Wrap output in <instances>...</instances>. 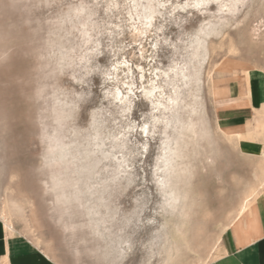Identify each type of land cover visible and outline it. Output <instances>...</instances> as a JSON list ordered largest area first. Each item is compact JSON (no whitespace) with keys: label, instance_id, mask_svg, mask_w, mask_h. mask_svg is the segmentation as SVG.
<instances>
[{"label":"rangeland","instance_id":"374dc122","mask_svg":"<svg viewBox=\"0 0 264 264\" xmlns=\"http://www.w3.org/2000/svg\"><path fill=\"white\" fill-rule=\"evenodd\" d=\"M8 2L0 0V217L11 215L17 234L60 264H166L175 241L182 251L170 264L212 260L218 238L264 177V129L241 141L229 137L256 124L264 104L245 103L247 72L264 74V0H245L242 14L227 16L218 7L185 15L177 7L185 0H15L6 8ZM38 3L52 7L38 14L30 7ZM151 10L149 27L142 14ZM189 16L196 24L185 27ZM33 20L46 30L38 34ZM252 25L259 35L251 37ZM136 26L147 33L137 35ZM97 69L111 77L104 88ZM173 78L178 98L162 99L170 109L156 117L168 121L176 154L161 177L174 210L161 211L163 195L138 205L134 188L140 160L151 162L162 129L157 125L148 158L135 155L143 140L126 132L121 138L127 121L113 92L134 81L135 122L155 103L139 89L155 81L172 94ZM81 93L91 94L95 113L87 135L82 121L66 119Z\"/></svg>","mask_w":264,"mask_h":264},{"label":"snow or ice","instance_id":"6c2138e0","mask_svg":"<svg viewBox=\"0 0 264 264\" xmlns=\"http://www.w3.org/2000/svg\"><path fill=\"white\" fill-rule=\"evenodd\" d=\"M15 0H9L8 3L5 4L6 8L10 7H16ZM30 7L37 10V13L39 14L41 11H45L52 7L51 4H44V3H38V4H32ZM163 7V6H162ZM169 7H171V4H169ZM180 11L187 15L189 11H195L197 14H199V11L201 9H208L210 7H219V0H200L198 3H188L187 0L181 5L177 6ZM247 5L243 4L241 0H237V3L233 5L231 9H228V11H231L233 14L241 13L242 8H246ZM176 9H173L175 12ZM242 14V13H241ZM37 30V33H41L45 31V23H42L41 20H33L32 22ZM48 25L51 24L50 21L46 22ZM184 23L185 27H191L195 26L196 21L194 17H187L186 21L182 22ZM151 25L149 24V27ZM91 43V42H90ZM167 43V42H166ZM154 46V45H153ZM99 47L98 45L96 46ZM138 47H141L138 45ZM171 47L175 48V45H171ZM97 55H99V52H96ZM141 57H143L144 53H139ZM88 63H91V61H88ZM122 67L126 70L124 75L130 76L131 75V65L127 62L125 59L124 63L122 64ZM115 70V68H113ZM98 72H102V83L101 88H104V81H109L111 79L110 76L107 75L106 71L97 69ZM137 71L141 73L139 77V83L143 85L145 83V73L144 68L138 67ZM158 78V76H157ZM124 91L128 93V98L124 97V93L121 92L119 89L116 90L115 93V101L116 103L120 104L121 107L124 109L122 112V115L124 116L125 120L127 121V127L125 128L124 132L121 133V138L126 139L127 137L124 135L126 132L127 135L131 136L133 134H138L142 140L143 143L138 145V153H134L135 155H138L139 157L148 158L149 156V145L150 141H155L157 139L158 133H157V125L161 127V131L159 132L160 136V148L154 150L153 156L151 157V162L147 165L144 164L143 159L140 160L139 168H140V175L135 177L136 184L139 186L138 188H134L135 193L137 194V200L136 203L139 205L144 200L150 199L152 196L160 197L163 195L164 190H166V185L163 179L161 177L164 174V164H168L169 166L173 162L170 159V156L174 159L175 153H170L169 150V144L167 140L168 131H169V123L167 120H159L156 119V116L160 113V111L163 109V105H158L155 103H152L150 105L151 110L147 113H141L139 117L133 121V118L131 117V113L136 111V107L133 103L137 99L136 93L133 92V88L136 87V85L133 83L131 86L128 83H125L123 85ZM139 92L142 94V97L146 100H152L155 99L152 92H144V89L141 87L139 89ZM73 95H76L73 93ZM102 95L104 96V99H109L107 91H103ZM76 100L78 102V105L74 104L71 106V112L66 116V119L70 121H82L84 124V130L83 134L87 135L88 131L94 127L95 124V113L90 112L89 109L92 107L91 102V94L90 93H81L78 96H76ZM171 103H175V101H172ZM162 154H157L161 152ZM51 152V150H50ZM50 152L49 154H46L45 161L50 160ZM163 162V163H162ZM123 167L127 168V164L123 163ZM147 167L148 171L145 172L144 168ZM131 171V169H128ZM120 191H123L121 189ZM164 205L161 208V211H164L165 209H172L174 210V203L173 201H170L166 195H163ZM146 207V204L144 205ZM139 209L135 213H133V216L139 215ZM133 221L131 219L127 220L125 222V226L132 225ZM146 223L148 224H154L155 220H147ZM137 227H139V222L136 224ZM127 248L131 249L132 245L131 242L126 246Z\"/></svg>","mask_w":264,"mask_h":264},{"label":"crops","instance_id":"0c3cea01","mask_svg":"<svg viewBox=\"0 0 264 264\" xmlns=\"http://www.w3.org/2000/svg\"><path fill=\"white\" fill-rule=\"evenodd\" d=\"M245 93V97L249 99L245 100L248 106L262 103L264 74L248 71L245 77ZM257 196L235 217L231 226L221 236V241L214 251L215 257L206 264H264V187ZM0 264L60 263L27 238L17 233L12 234L0 217Z\"/></svg>","mask_w":264,"mask_h":264},{"label":"bare ground","instance_id":"6f19581e","mask_svg":"<svg viewBox=\"0 0 264 264\" xmlns=\"http://www.w3.org/2000/svg\"><path fill=\"white\" fill-rule=\"evenodd\" d=\"M244 1L245 0H241V2L244 4ZM196 3L200 2V0H196L195 1ZM237 3V0H219V7H218V11L223 14V15H229V14H233L231 11H228V9H231L233 7V5H235ZM180 5V4H179ZM175 9V8H174ZM211 7L208 8L207 10L210 11ZM154 12L155 10H151L149 12H146V13H143V17L145 18V23L146 25L149 23H151V19H153L152 17H154ZM233 15H236V14H233ZM141 17V16H140ZM143 18V20H144ZM142 22V21H141ZM143 23V24H145ZM140 24V23H139ZM237 24L239 25L240 24V21L237 22ZM142 26V25H141ZM148 26V25H147ZM146 26V27H147ZM149 28V27H148ZM135 31H137V35H143L148 29L147 28H140V27H135L134 28ZM260 31V27L259 25H252L250 27V32H251V37L254 36V35H259L258 32ZM147 33V32H146ZM264 33V32H263ZM224 35V33H223ZM261 36V35H260ZM260 39V38H259ZM259 41V40H258ZM196 52H198V49L196 50ZM129 59V58H128ZM130 62V61H129ZM124 63V62H123ZM122 64V63H121ZM131 64V63H130ZM122 66V65H121ZM138 66V65H137ZM117 67H119V65H117ZM140 67V66H139ZM173 71H174V76H177L178 74V71H176V68H177V64L173 65L170 67ZM121 69V68H120ZM156 70V69H155ZM145 71V70H144ZM157 71V70H156ZM171 71V70H170ZM122 72V71H121ZM124 72V71H123ZM162 72V71H161ZM117 73V72H116ZM154 73V71H153ZM156 73V72H155ZM165 73L166 75L168 74L167 72H163ZM162 73V74H163ZM248 73V72H247ZM160 73H157V75H159ZM210 74V73H209ZM146 75V74H145ZM153 75V74H152ZM131 76V75H130ZM129 76V77H130ZM155 77V76H154ZM210 77H211V74H210ZM128 78V77H127ZM159 78V76H158ZM152 79V78H151ZM156 80V79H155ZM173 82H171L172 86H173V89H174V92L172 94H166L164 89H162V85L161 84H158L157 82L155 83V81H152L151 85L149 87H145L144 88V92H152L153 93V96L155 97V101L153 100V102H155V104H158V105H163V109H170V104L167 105L166 102H164L162 99H166L167 103L168 102H171V101H175L177 100V96L175 95L176 93V87L178 85V83L176 81H174V78L172 79ZM211 80V79H210ZM124 81V79H123ZM149 81V80H147ZM209 81V80H208ZM129 82V80H128ZM146 82V81H145ZM134 81H130L129 82V85L131 86V84H133ZM147 83V82H146ZM149 84V83H148ZM145 86V85H143ZM147 86V84H146ZM122 89H124V87H121ZM120 90V89H119ZM121 91V90H120ZM123 91V90H122ZM124 92V91H123ZM133 92H135V89L133 88ZM115 93L116 91L113 92V96L115 97ZM136 95H137V91L135 92ZM249 93V92H248ZM214 95V94H213ZM125 98H128V96H124ZM115 99V98H114ZM264 106V105H263ZM262 108V107H261ZM263 114L262 110H256V118H255V123L256 124H253L252 126L248 127V129L245 131V132H238L236 134H231L229 135V137H232L233 135H236V138L237 140L241 141V140H244V139H249L251 138L252 136H255L257 137L258 133H260L261 129H264V126L261 125L262 122L264 123V117H261V115ZM157 117V116H156ZM157 118H160V116H158ZM223 130V129H222ZM235 130V128H234ZM228 131V130H227ZM225 132V131H223ZM226 133V132H225ZM125 134V133H124ZM227 134V133H226ZM227 137V135H226ZM264 137V136H263ZM263 172H264V168H263ZM259 175V174H258ZM264 187V177L260 180V183H259V186L258 188L254 189L252 191V193H250L249 195H247L244 199H243V203L241 205V208L237 214V216L239 214H241L245 208L252 202L255 200L256 197H258L257 195L259 194L260 192V189H262ZM253 188V187H252ZM177 191V190H176ZM167 193V192H166ZM11 216V215H10ZM8 214H2V217H3V220L5 221V224H6V227H7V230H9L12 234L13 233H17L16 232V229L14 227V223L12 222V219ZM236 216V217H237ZM234 221V220H233ZM232 224V223H231ZM231 224L226 228L228 229ZM185 240V239H184ZM126 241V240H125ZM221 241V236L218 238L215 246H214V251L217 247V245L220 243ZM127 242V241H126ZM189 242V241H188ZM182 244V242H181ZM179 242L175 241L174 243H172L168 248H167V254H168V258L169 260L167 261L166 264H170L171 262V259H174L179 253V251L181 252L182 250V245H181ZM184 244V243H183ZM118 245V244H117ZM36 246V245H35ZM120 246V245H119ZM117 247V246H116ZM122 250V249H121ZM120 250V251H121ZM124 250V249H123ZM126 251V250H125ZM124 251V252H125ZM213 251V252H214ZM127 253V252H126ZM121 254V253H120ZM123 254V252H122ZM206 264V263H205Z\"/></svg>","mask_w":264,"mask_h":264}]
</instances>
